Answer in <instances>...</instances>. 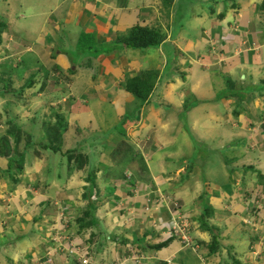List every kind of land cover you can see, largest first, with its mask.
<instances>
[{"label":"crops","instance_id":"0c3cea01","mask_svg":"<svg viewBox=\"0 0 264 264\" xmlns=\"http://www.w3.org/2000/svg\"><path fill=\"white\" fill-rule=\"evenodd\" d=\"M262 2L94 0L90 5L88 0H41L31 21L9 12L4 20L6 13L0 11V20L5 23L0 76L13 80L12 89H20L13 92L7 88L0 94V118L6 114L5 121L11 118L22 130L19 143L26 141L24 132L37 143L35 157L25 154L17 185L0 178V197L8 203L0 206V246L20 243L8 238L15 228L24 230L31 223L46 228L45 238L32 241L35 245L23 242L29 245L25 244L22 257L16 251L12 258L7 252L4 259L12 264H79L68 251L66 240L62 245L53 240L63 231L87 247L90 264H110L120 257H127L125 264H167L166 259H171V264H232V259L239 264H264V185L241 169H251L252 164L255 170L262 169L264 176ZM136 24L157 27L164 40L144 49L116 46L94 61L95 69L90 62L83 66L67 52L52 50L44 41L59 31L66 37L78 34L79 40L91 33L101 45ZM27 52L32 55L27 71L22 77L12 75L23 67L25 61L19 56ZM177 60L180 62L175 64ZM148 70L159 74L154 90L141 105L124 83ZM233 79L239 87L233 85ZM227 80L232 81L230 85ZM26 82L31 85L26 87ZM235 91L242 96L238 98ZM10 105L18 111H11ZM57 115L66 127L62 150L76 147L88 155L80 167L74 158L68 160L40 146L48 142L46 130L55 126ZM107 117L113 119L112 127L120 126L115 130L120 133L115 146L122 140L131 144L116 154L114 147L108 151L106 147L111 145L103 144L108 139L105 135L114 131L104 127ZM203 121L211 129L202 130L199 122ZM173 125L196 136L200 130L215 133L199 139L218 144L208 148L205 157L194 155L187 152L193 138L186 135L188 147L171 149L175 142L168 132ZM1 130L3 127L0 135ZM94 133L100 134L93 137ZM125 151L131 156L128 164L132 167L136 163L143 168L137 156L146 164L144 172L135 165L130 179L126 177L130 169L121 165L125 164L121 158ZM49 153L58 155V171L54 161L51 165L47 161ZM204 163H210L211 170L206 171ZM193 170L202 175L190 176ZM158 193L176 197L191 218L190 244L172 236L175 238L160 249L151 248L170 238L165 229L153 225L164 226L160 219L165 223L170 219L163 206L170 203L157 204ZM88 201L95 206L94 224L80 229L78 219ZM207 206L210 225L222 235L219 252L214 255H209L206 247L210 234L199 223ZM138 257L140 263H136Z\"/></svg>","mask_w":264,"mask_h":264},{"label":"trees","instance_id":"16d2710c","mask_svg":"<svg viewBox=\"0 0 264 264\" xmlns=\"http://www.w3.org/2000/svg\"><path fill=\"white\" fill-rule=\"evenodd\" d=\"M262 7H264V2H262ZM5 27V23L0 20V41H1V33ZM165 35L157 28V27H148L146 25L142 24H136L133 25L126 31L125 34L118 35L114 38V43H109V45L102 46L101 45V52L102 53H108L111 50H113L116 46L122 45L125 48H149L158 46L163 40ZM95 36H93L91 33H87L83 35L79 43L82 44H88L89 46L85 49V52L87 51H94V46L96 45L95 42ZM159 72L156 70H148L140 72L135 77L129 79L124 83V87L126 91L130 92L137 101L142 105L147 98L150 96L152 91L154 90L155 83L157 80ZM12 79L11 78H2L0 76V82L1 89L0 94L5 93L7 88H10L13 92H17L20 89H12ZM229 81V80H228ZM230 83V81L228 82ZM31 84L30 82H26L25 86L29 87ZM230 85V84H229ZM3 130L2 134L0 135V178L6 177L8 180L12 183L13 186L17 185L19 183V176L24 170V160H25V153L27 152V148L31 146H36L34 142L31 140V134L29 132H24L27 137L25 143H19L21 140L22 130L17 126V124H14L11 118L7 119L3 123ZM1 127V128H2ZM0 128V129H1ZM65 125L63 124V120L61 116H56L55 126L51 129L48 128L46 131L48 135V142L42 146V149L50 150L52 152H59L61 155L65 158H68V160H71L74 158L76 167H80L84 160L88 158V155L80 151L81 149H77L76 147L74 149H67L62 150V146L64 143V130ZM124 140L121 141L119 145H122ZM121 149H118L116 151H119ZM116 154V152H114ZM140 155V154H139ZM115 156V155H114ZM121 158H123L125 161L121 163L123 167H128L132 172L134 170L133 167H131L128 162L131 160V156L129 155V152L125 151L121 154ZM137 155H134V158ZM138 159L141 161L143 168L142 171L145 170V163L142 157L137 156ZM3 164V165H2ZM85 164V162H84ZM125 169V168H124ZM120 170V169H119ZM260 174V173H258ZM93 177V176H91ZM127 179L129 175L126 176ZM132 178V177H130ZM129 178V179H130ZM261 179H264V176H262ZM90 185L92 187L95 186L94 179L91 178L89 180ZM203 195L200 196V199H203ZM95 210V206L91 201H88L87 206L85 210L83 211L81 217L78 219V225L80 229L90 225L94 224L93 221V213ZM210 217V211L209 206L204 207V211L201 213L199 217V223L200 228L210 234V241L206 244V247L208 249L209 255H214L219 252L220 249V240L222 238L221 233L212 225H210L209 222ZM90 218L89 222L86 224L85 220ZM191 237V236H190ZM175 237H170L166 241L156 244L152 246V249L158 250L161 247L165 246L170 240H172ZM180 240V239H179ZM232 264H239L238 261L235 259H232Z\"/></svg>","mask_w":264,"mask_h":264},{"label":"rangeland","instance_id":"374dc122","mask_svg":"<svg viewBox=\"0 0 264 264\" xmlns=\"http://www.w3.org/2000/svg\"><path fill=\"white\" fill-rule=\"evenodd\" d=\"M26 1V3H24V2H22V0H0V11L1 12H9L10 14L12 13V14H14L15 16H17V17H19L20 18V16L21 15H24V17H23V21H31L32 19V15L34 14V11H36V9L39 7V2L41 1V0H25ZM89 2H90V5H94V0H88ZM263 2H264V0H263ZM198 11H200V9H198V8H196ZM262 9H263V11H264V8L262 7ZM6 18H8V15H7V13H6V17L5 18H3L4 20L6 19ZM62 24H63V22L61 23V25H60V27L62 26ZM142 25H145V24H142ZM147 26V25H146ZM128 31V30H127ZM61 32L59 31V32H57V35L56 36H54V37H52V38H49V36H47V37H45V39H44V41H46L47 42V44L48 45H50L51 46V48H52V50H55L56 52H57V50L58 49H60V50H62V51H64V52H67L68 53V55H72V56H74L75 58H78L79 60H81V62L83 63V66H84V63L85 64H87L88 62H90V64H92L91 66H92V68L93 69H95V67L97 66V63L95 64L94 63V61L95 60H98L99 59V56L100 55H104V53H102L100 50H101V45L102 46H107V45H109V43H103V44H101V45H99V44H96L95 46H94V51H86V53H84L85 52V49L88 47V45L87 44H82V45H80V43H79V38H78V34H72V33H70L69 34V36H65L64 34H60ZM29 36H33V38L35 37V35H32V34H29ZM33 38L31 39V43L33 44ZM114 43L115 41H114V38H112V40H111V42L110 43ZM112 43V44H113ZM54 52V51H53ZM173 54H174V52H173ZM177 54H180L178 51H176V55ZM11 55V54H10ZM86 55V56H85ZM21 59H23L24 61H25V63L23 62L22 63V65H23V67H20L17 71H14V72H12V75H17V76H21L22 77V74H24V72H26L27 71V66H28V64H29V62L28 61H30L31 59H32V55H31V52L30 53H24V54H21L20 56H19V60H21ZM175 59H177V58H175ZM11 60H13V59H11ZM180 62V60H177L176 61V63L175 64H177V63H179ZM170 65H172V62H170V64H169V66ZM169 68V67H168ZM233 85H236V86H238L239 87V84H237V82H236V79L234 80L233 79ZM227 82H229L228 80H227ZM231 80H230V83H228V84H231ZM239 82H243L242 80H240ZM256 86H258V87H261L262 86V84H260V83H257L256 84ZM251 90H253V87L252 88H250ZM230 90L232 91V88L230 87ZM209 92L210 93H213V91L212 90H209ZM234 95H236V96H238V98L239 97H241L242 95H238L237 94V92L235 91V93H234ZM7 98H10L9 96H7V95H5ZM251 97V96H250ZM209 102V101H208ZM235 102L237 103V104H239V102L238 101H236L235 100ZM1 102H0V107H1ZM251 104V103H250ZM207 105H209V104H207ZM217 107H221L218 103H217ZM179 108V107H178ZM177 108V109H178ZM10 109H11V111H14V112H16V111H18V108L15 106V105H10ZM52 110H55V109H52ZM182 113L183 112H181L180 114H179V116L177 117L176 116V118L174 119V121L175 122H178L179 121V119H180V117H181V115H182ZM196 113H198V112H196ZM217 114H219V109H217ZM5 116H6V114H4V117H2V118H0V123H3L4 121H5ZM172 116V115H171ZM170 116V117H171ZM109 120L106 122L107 124L106 125H104V127H106V130L107 129H109V131H111L110 129H113L114 131H112L111 133L110 132H108L107 134H106V131L105 132H102L103 134H106L105 135V137H107L108 136V139H107V143H103L104 145L106 144L107 146H110V147H106L107 149L106 150H111L113 147V151L112 152H115L116 150H118V149H124V148H126V145H129V146H131V144L130 143H123L122 145H117V147L115 146V144L119 141V137H120V133L119 134H117V132L115 131L117 128H120V126H118V125H116V126H114V127H112V123H111V121L110 120H113L111 117H107ZM204 120H205V117H204ZM210 120V119H209ZM206 122H207V120H206ZM205 121H203V122H199V126H200V128L202 129V130H208V129H211L210 127V124L209 123H206ZM1 125V124H0ZM79 127H82V126H80V125H78ZM174 127V128H173ZM173 127H171L170 128V130H169V132H168V135H172L173 137H174V142L175 143H171V145H172V147H170L171 149H175V148H177V149H180V147L181 148H185V147H188V146H185V143H187V136L186 135H189L191 138H193L192 139V141H193V143H192V145H191V147H188L187 148V152L188 151H192V153H194V155H198V154H201V155H204V157H205V153H206V151H207V149L208 148H210L211 150H212V148H214L218 143H215V145H214V141H210V140H208V139H199V137H206L205 135H207L208 136V134L210 133V132H205V131H201L200 129V131H199V133H198V135L196 136L193 132H190L189 131V129H186V128H182V129H178L177 127H175V125H173ZM188 128V127H187ZM95 129V128H94ZM124 129V128H123ZM96 130V129H95ZM80 132V131H79ZM190 132V133H189ZM100 134V133H99ZM98 134V135H99ZM102 134V135H103ZM211 135H213V137L214 136H216V134L215 133H210ZM97 135V133H94V134H92V136L94 137V136H98ZM122 136H123V138L125 137V132H122V134H121ZM104 137V138H105ZM125 139V138H124ZM23 141H25V138H23ZM71 140H68V141H66L65 143H68V142H70ZM34 144H36L37 145V143H34ZM196 148H195V147ZM86 148V147H85ZM25 154H27L28 155V157H35V145L34 146H29L28 148H27V152L25 153ZM133 154V153H132ZM254 155V153L252 152V156ZM112 156H114V155H112ZM207 156V155H206ZM112 159H113V157H111ZM48 160L47 161H49V164H50V161L51 162H55V166H56V164H57V161H58V155L57 154H53V153H49V156H48V158H47ZM204 159V158H203ZM219 159H220V156H219ZM86 160H84V162H85ZM183 161V160H182ZM187 161V160H186ZM192 160H190V161H188V164H189V162H191ZM198 162V161H197ZM213 161H210V163H212ZM210 163H209V165H210ZM51 165V164H50ZM135 165H136V168H138V169H141L142 170V166L140 165L139 167H138V165L135 163ZM135 165H133V167L135 166ZM180 165H184V161L180 164ZM207 163H204V168L206 169V171L208 170V169H210L211 170V168H210V166H209ZM171 166H172V164H171ZM238 167H241V165H237ZM249 166H251L252 168V170H253V172L254 173H252V170L251 169H248L247 167H244V168H241V169H243L245 172H247V171H249V172H251V173H248L250 176H253V177H255L256 178V181L259 183V184H263L264 185V179H261L262 178V169H259V171H257V170H255L256 168L251 164V165H249ZM132 167V166H131ZM58 166H56L54 169L56 170V171H58ZM170 169H172V167H169ZM234 168H236V167H234ZM241 169H239L240 171H242ZM173 170V169H172ZM132 171L130 170V172L129 173H127V175H129V177L128 178H130L131 177V175H132V173H131ZM262 172V173H261ZM258 173H260V174H258ZM190 174V176H192L193 175V177L195 176V175H197L198 177L200 176V175H202L201 174V172L199 171H197V172H195V170H193L191 173H189ZM184 177H187V174H185L184 175ZM194 178H196V177H194ZM194 178H193V180H194ZM8 203H6V202H3L2 201V198L0 197V206L2 205V206H5V205H7ZM12 216H14L13 214H12ZM16 216V215H15ZM14 216V217H15ZM6 221L8 220L9 222H11V220L10 219H5ZM11 224H12V222H11ZM15 231H13L12 233L10 232V235H9V237L8 238H10L11 240H13V241H16V240H18V241H20V243H18V245H14V244H12V246H9V247H6V246H0V264H12V260H10V259H7V260H5L4 258H5V256H8V253L10 254V257L12 258L13 257V255L16 253V251H17V253H18V255L20 256V257H22L23 255H24V253H25V248L29 245L28 243H30L31 245H35L34 244V242L35 241H37L39 238H45V236H46V228H44V229H40V228H38L36 225H33L32 223L30 224V225H28L24 230H20L19 228H15L14 229ZM18 236H20L21 238L20 239H16L15 237H18ZM25 241H27L26 243H23V242H25ZM32 241H34V242H32ZM192 241V240H191ZM32 242V243H31ZM25 244H28V245H26L25 246ZM18 248V249H17ZM24 248V249H23ZM8 252V253H7ZM32 256V255H31ZM7 261V262H6ZM10 261H11V263H10ZM21 261V260H20ZM141 261V260H140ZM140 263V262H139Z\"/></svg>","mask_w":264,"mask_h":264},{"label":"built area","instance_id":"2783aa9c","mask_svg":"<svg viewBox=\"0 0 264 264\" xmlns=\"http://www.w3.org/2000/svg\"><path fill=\"white\" fill-rule=\"evenodd\" d=\"M157 196L159 197L158 199H156L157 204L159 203V201H168L170 203L168 204V206L163 205L168 210L170 219L167 223L160 219L159 224H163L164 226L156 225L155 222L153 223V225L165 229L167 237L175 236L178 237L184 245L190 244L192 242L190 237L192 220L181 209V205L178 199L176 197L164 195L162 193H158ZM53 240L60 242L59 245H62V240H66L68 243V251L75 255L76 260L79 262V264H90V254L87 247L82 243L76 242L71 234H65L63 233V231H61L60 233H57L55 235ZM126 260L127 257H120L116 258L115 261L110 264H125ZM139 262L140 258L138 257L136 258V263ZM166 262L167 264H171V259H166Z\"/></svg>","mask_w":264,"mask_h":264}]
</instances>
